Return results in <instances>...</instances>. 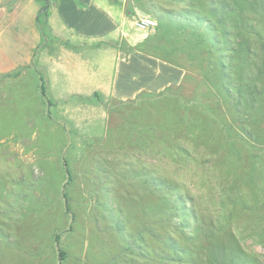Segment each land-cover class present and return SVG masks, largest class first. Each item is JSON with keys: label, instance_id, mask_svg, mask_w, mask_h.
<instances>
[{"label": "rangeland", "instance_id": "1", "mask_svg": "<svg viewBox=\"0 0 264 264\" xmlns=\"http://www.w3.org/2000/svg\"><path fill=\"white\" fill-rule=\"evenodd\" d=\"M110 1L132 11L124 21L125 33L87 42L61 38L48 30L37 64L48 78L54 101L52 119L44 114L33 69L15 79L0 77V264H160L159 259L142 255L137 239L144 223L150 233L158 232L154 204L160 193L169 201L164 217L173 222L163 228L167 235L195 236L202 230L203 237L218 232L227 240L231 232L241 248L240 264H264V182L248 173L246 160L228 162L223 150L212 156L190 143V154L178 162L172 160L169 149L161 155L158 151L163 146L150 141L139 151L128 143L126 122L141 121L145 111L123 106L110 119L104 105L110 98L126 100L141 91L162 90L147 87L131 95L168 70L175 71L177 80L162 81V85L182 81L184 69L143 52L126 53L115 44L133 45L157 32L158 18H166L161 7L178 9L185 2ZM143 19L154 24L141 28ZM134 32L138 33L134 38L125 36ZM192 87V83L186 85L188 91ZM94 91L101 93L104 102L91 100ZM145 118L157 117L146 114ZM109 128L118 137L111 136ZM62 156L71 175L66 186L68 203L63 197ZM146 173L164 179L155 187L152 184L155 192L145 187ZM138 199L152 204L146 219ZM56 233L65 252L62 261Z\"/></svg>", "mask_w": 264, "mask_h": 264}, {"label": "trees", "instance_id": "2", "mask_svg": "<svg viewBox=\"0 0 264 264\" xmlns=\"http://www.w3.org/2000/svg\"><path fill=\"white\" fill-rule=\"evenodd\" d=\"M16 1L6 0L2 4L8 10ZM37 1L39 9L35 24L40 43L32 60L27 65L1 72L0 77L15 79L26 69H33L44 114L47 119H52L54 101L48 91V78L44 68L37 64L38 52L48 42L50 3ZM179 1L185 3L178 9L161 7L166 18H158L157 32L133 45L121 47L115 44V47L126 53L143 52L184 69L182 81L167 85L156 93L141 91L126 100L110 98L104 102L101 93L94 91L91 100L95 97L104 102L110 119L116 118L123 106L144 110L145 116L157 117L151 120L143 116L137 123L126 122L128 143L139 151L150 141L155 146H163L164 149L160 147L158 151L161 155L163 150L169 149L172 160L178 162L190 154L189 143L194 144V148L205 149L212 156L223 150L228 162L246 160L248 173L255 180L264 182V54H259L264 52V0ZM126 13L132 11L127 9ZM64 44L69 47L68 42ZM188 83L193 84L190 91L186 89ZM112 134L115 135L113 131ZM170 148L175 151L172 153ZM62 157L66 174L63 197L68 203L66 186L71 182V175L67 158ZM143 176L149 192H155L153 185L155 187L156 182L164 181L163 177L147 173ZM138 201L146 219L152 204ZM154 205L158 232L150 233L145 223L143 232L138 231L142 255L161 262L174 261V264H184L185 260L188 264L242 262L241 248L231 232L227 240H223L218 232L203 237L202 230L195 236L182 233L180 238L172 237L163 230L166 224L173 225L164 217L169 206L167 196L160 193ZM174 228L181 230L176 223ZM54 241L62 261L65 252L60 248L59 234L54 235Z\"/></svg>", "mask_w": 264, "mask_h": 264}, {"label": "crops", "instance_id": "3", "mask_svg": "<svg viewBox=\"0 0 264 264\" xmlns=\"http://www.w3.org/2000/svg\"><path fill=\"white\" fill-rule=\"evenodd\" d=\"M5 1L0 0V73L12 70L18 65L29 64L36 46L40 43V34L35 24L39 2L37 0H17L7 10L2 4ZM49 3V29L61 38L69 40V38L75 37L88 42L91 41V38L113 36L114 33L126 32L124 21L129 15L124 8L119 6V3L110 0H49ZM134 33L125 36L134 38V35H138V33ZM89 64L91 66V60H89ZM160 77H162L161 80H159ZM68 78H72L71 75ZM176 80L175 71L168 70L167 74L163 73V75L149 80L150 82L144 88L132 91L131 95L147 87L150 89L156 87L157 90L160 87H165L161 83L166 81L172 83ZM90 82L91 79L88 78V84H91ZM100 86L102 85H98L96 88L106 93ZM103 86H105L104 83ZM124 94L122 91L119 95L123 97Z\"/></svg>", "mask_w": 264, "mask_h": 264}, {"label": "built area", "instance_id": "4", "mask_svg": "<svg viewBox=\"0 0 264 264\" xmlns=\"http://www.w3.org/2000/svg\"><path fill=\"white\" fill-rule=\"evenodd\" d=\"M153 24H154L153 21H151L149 19H143L139 25L141 26V28L142 27L144 28L145 26L153 25Z\"/></svg>", "mask_w": 264, "mask_h": 264}, {"label": "water", "instance_id": "5", "mask_svg": "<svg viewBox=\"0 0 264 264\" xmlns=\"http://www.w3.org/2000/svg\"><path fill=\"white\" fill-rule=\"evenodd\" d=\"M46 1H49V0H46Z\"/></svg>", "mask_w": 264, "mask_h": 264}]
</instances>
